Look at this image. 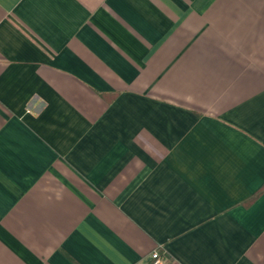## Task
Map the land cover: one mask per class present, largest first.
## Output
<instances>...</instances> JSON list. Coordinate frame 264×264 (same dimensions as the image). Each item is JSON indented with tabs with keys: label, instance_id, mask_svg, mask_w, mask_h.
<instances>
[{
	"label": "crops",
	"instance_id": "0c3cea01",
	"mask_svg": "<svg viewBox=\"0 0 264 264\" xmlns=\"http://www.w3.org/2000/svg\"><path fill=\"white\" fill-rule=\"evenodd\" d=\"M264 264V0H0V264Z\"/></svg>",
	"mask_w": 264,
	"mask_h": 264
},
{
	"label": "built area",
	"instance_id": "2783aa9c",
	"mask_svg": "<svg viewBox=\"0 0 264 264\" xmlns=\"http://www.w3.org/2000/svg\"><path fill=\"white\" fill-rule=\"evenodd\" d=\"M151 264H168V258L162 255L159 250L153 251Z\"/></svg>",
	"mask_w": 264,
	"mask_h": 264
}]
</instances>
